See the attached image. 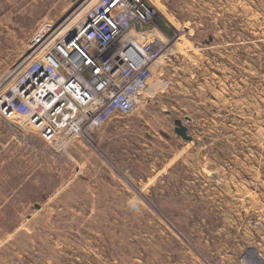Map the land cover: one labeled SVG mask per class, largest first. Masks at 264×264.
Segmentation results:
<instances>
[{
    "label": "rangeland",
    "instance_id": "obj_1",
    "mask_svg": "<svg viewBox=\"0 0 264 264\" xmlns=\"http://www.w3.org/2000/svg\"><path fill=\"white\" fill-rule=\"evenodd\" d=\"M147 1L168 46L136 113L66 144L0 120V264H264V0ZM85 13L0 0V92Z\"/></svg>",
    "mask_w": 264,
    "mask_h": 264
},
{
    "label": "built area",
    "instance_id": "obj_2",
    "mask_svg": "<svg viewBox=\"0 0 264 264\" xmlns=\"http://www.w3.org/2000/svg\"><path fill=\"white\" fill-rule=\"evenodd\" d=\"M78 3L85 15L63 31L44 25L0 92V120L48 144L136 113L167 52L149 1Z\"/></svg>",
    "mask_w": 264,
    "mask_h": 264
},
{
    "label": "water",
    "instance_id": "obj_3",
    "mask_svg": "<svg viewBox=\"0 0 264 264\" xmlns=\"http://www.w3.org/2000/svg\"><path fill=\"white\" fill-rule=\"evenodd\" d=\"M79 0H73V2H77ZM176 134L181 137L185 141H191L192 138L188 135V129L183 125L181 121L176 122Z\"/></svg>",
    "mask_w": 264,
    "mask_h": 264
},
{
    "label": "bare ground",
    "instance_id": "obj_4",
    "mask_svg": "<svg viewBox=\"0 0 264 264\" xmlns=\"http://www.w3.org/2000/svg\"><path fill=\"white\" fill-rule=\"evenodd\" d=\"M63 25H64V24H63ZM60 30L63 31V30H65V28H63L62 25H61ZM20 69H21V68H20ZM20 69H19V70H20ZM7 81H8V79H7V80H4V83H6ZM4 83H3V84H4ZM3 86H4V85H2L1 87L3 88Z\"/></svg>",
    "mask_w": 264,
    "mask_h": 264
},
{
    "label": "crops",
    "instance_id": "obj_5",
    "mask_svg": "<svg viewBox=\"0 0 264 264\" xmlns=\"http://www.w3.org/2000/svg\"><path fill=\"white\" fill-rule=\"evenodd\" d=\"M0 124L4 127L3 123L0 122ZM8 143H10V142H8ZM3 145L6 146L7 144L6 143H3Z\"/></svg>",
    "mask_w": 264,
    "mask_h": 264
}]
</instances>
